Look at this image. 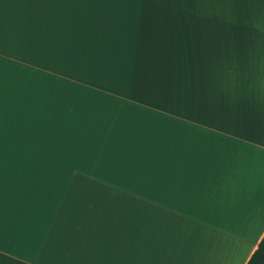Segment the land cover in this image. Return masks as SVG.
Instances as JSON below:
<instances>
[{"label": "crops", "instance_id": "1", "mask_svg": "<svg viewBox=\"0 0 264 264\" xmlns=\"http://www.w3.org/2000/svg\"><path fill=\"white\" fill-rule=\"evenodd\" d=\"M264 234V0H0V264H246Z\"/></svg>", "mask_w": 264, "mask_h": 264}, {"label": "trees", "instance_id": "2", "mask_svg": "<svg viewBox=\"0 0 264 264\" xmlns=\"http://www.w3.org/2000/svg\"><path fill=\"white\" fill-rule=\"evenodd\" d=\"M246 264H264V234Z\"/></svg>", "mask_w": 264, "mask_h": 264}]
</instances>
